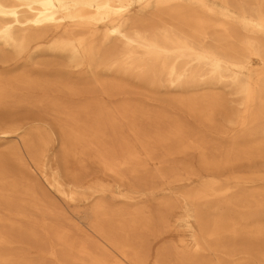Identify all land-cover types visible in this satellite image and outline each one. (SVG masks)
<instances>
[{"label":"bare ground","instance_id":"bare-ground-1","mask_svg":"<svg viewBox=\"0 0 264 264\" xmlns=\"http://www.w3.org/2000/svg\"><path fill=\"white\" fill-rule=\"evenodd\" d=\"M22 114L0 264H264V0H0V119Z\"/></svg>","mask_w":264,"mask_h":264},{"label":"rangeland","instance_id":"rangeland-1","mask_svg":"<svg viewBox=\"0 0 264 264\" xmlns=\"http://www.w3.org/2000/svg\"><path fill=\"white\" fill-rule=\"evenodd\" d=\"M130 87H131V90H130L131 92L128 91V92H130L127 95L128 97H130L132 99H136V98H140V97H143V98L147 97L149 100L146 101V103L148 104V105L147 104L146 105L148 106L149 109L169 111L171 114L177 115L183 123H185L186 125H189V127L193 128L195 131H198L200 129L201 125L198 122H195L194 120L188 118L183 112L178 111V110H172V109H170V107H167V105H165L166 101H167V97H168L167 94L161 93L159 96H151L149 94H144V93L138 94V88L136 87L135 84L132 83V86H130ZM25 119H26V116L24 114H22V116L21 115H19V116L18 115H12L9 118L0 119V126H2V127L3 126H9V125L16 124L17 122H18V124H21L22 121H24ZM19 121H21V122H19ZM49 148H50V150L52 149V151L54 153H59V147H58L57 143L51 144ZM173 159H174V161H176L179 164H182L184 162H191V163H193V165L196 164V160H197V158L195 156H190V157H187L185 159L182 157H175ZM98 173H99L98 169L94 166H92L88 170V175H90V177L95 176ZM131 183H134V182H131ZM32 214H34V215H32ZM30 215L33 217L32 219L34 221H36L37 224H40V223L42 224V221H41L42 218L40 217L41 214L30 212ZM58 220H60L63 223H66L67 225H69L70 222H74V220H71V218H69L68 216H63V215H60ZM45 222L48 223L49 218ZM21 225H27V224L23 221L21 223ZM4 226H5L4 230L9 229L8 225H4ZM19 237H20L21 241L19 243H15L14 245H12L13 254L16 256L22 257V254H23L29 261L36 262L40 257V253L38 252L39 249L41 250V252L48 251V244H44L41 242L34 243L31 241H26V240L24 242H22V239H23L22 236H19ZM162 247L170 249L172 247V242H166V243L154 245L151 249V253H154L157 249H160ZM44 261L46 264H53V262H51V260H48L46 258H44Z\"/></svg>","mask_w":264,"mask_h":264}]
</instances>
